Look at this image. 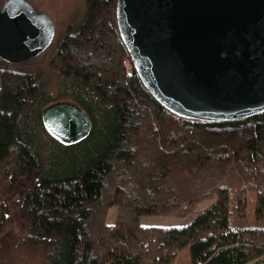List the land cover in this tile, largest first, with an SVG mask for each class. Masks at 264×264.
<instances>
[{
	"label": "trees",
	"instance_id": "16d2710c",
	"mask_svg": "<svg viewBox=\"0 0 264 264\" xmlns=\"http://www.w3.org/2000/svg\"><path fill=\"white\" fill-rule=\"evenodd\" d=\"M5 0H0V9ZM117 0H85L38 57L0 56V264H264V111L204 121L163 105L121 38ZM77 105L65 144L46 108ZM184 226L141 218L191 216ZM115 207L114 223L106 217Z\"/></svg>",
	"mask_w": 264,
	"mask_h": 264
},
{
	"label": "water",
	"instance_id": "95a60500",
	"mask_svg": "<svg viewBox=\"0 0 264 264\" xmlns=\"http://www.w3.org/2000/svg\"><path fill=\"white\" fill-rule=\"evenodd\" d=\"M117 24L137 72L176 114L204 121L264 111V0H117ZM55 24L27 0L0 9V56L23 63L52 43ZM65 144L86 138L91 122L77 105L43 112Z\"/></svg>",
	"mask_w": 264,
	"mask_h": 264
},
{
	"label": "rangeland",
	"instance_id": "374dc122",
	"mask_svg": "<svg viewBox=\"0 0 264 264\" xmlns=\"http://www.w3.org/2000/svg\"><path fill=\"white\" fill-rule=\"evenodd\" d=\"M36 11L43 12L51 17L55 26L64 24L69 15L83 14L85 10V0H27ZM212 204L211 201H206L199 205L196 211L189 217L179 218L172 216H152L141 218V223L147 226H184L189 224L201 212L206 210ZM117 215L115 207L111 208L106 217L107 224L114 223ZM188 249L186 248L179 255L177 264H187ZM24 258V264H39L40 258L38 253L28 254Z\"/></svg>",
	"mask_w": 264,
	"mask_h": 264
},
{
	"label": "bare ground",
	"instance_id": "6f19581e",
	"mask_svg": "<svg viewBox=\"0 0 264 264\" xmlns=\"http://www.w3.org/2000/svg\"><path fill=\"white\" fill-rule=\"evenodd\" d=\"M117 14V13H116Z\"/></svg>",
	"mask_w": 264,
	"mask_h": 264
}]
</instances>
